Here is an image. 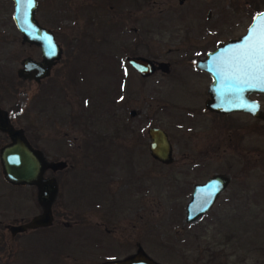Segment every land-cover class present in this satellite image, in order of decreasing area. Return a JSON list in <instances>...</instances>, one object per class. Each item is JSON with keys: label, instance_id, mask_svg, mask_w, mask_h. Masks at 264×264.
<instances>
[{"label": "rangeland", "instance_id": "rangeland-1", "mask_svg": "<svg viewBox=\"0 0 264 264\" xmlns=\"http://www.w3.org/2000/svg\"><path fill=\"white\" fill-rule=\"evenodd\" d=\"M256 9L264 0H37L36 19L63 48L37 85L16 71L24 57L40 60V49L21 42L13 2L0 0V107L48 161L67 163L46 172L58 183L52 224L13 237L7 226L41 209L36 188L10 187L0 166V264H100L138 246L161 264H264V120L248 126L230 114L247 126H214L190 67L243 35ZM127 55L170 70L142 79L129 68L118 101ZM151 126L166 131L173 163L149 155ZM216 173L227 185L187 222L193 184Z\"/></svg>", "mask_w": 264, "mask_h": 264}, {"label": "water", "instance_id": "water-1", "mask_svg": "<svg viewBox=\"0 0 264 264\" xmlns=\"http://www.w3.org/2000/svg\"><path fill=\"white\" fill-rule=\"evenodd\" d=\"M12 20L21 33V42L35 45L40 49L41 58L35 60L24 57L17 69V77L33 79L39 83L46 78L52 66L60 59L62 48L53 31L42 26L35 17L37 0H12ZM264 9L252 18L246 32L238 38L219 42L202 59L195 62V67L206 71L212 77L209 87L211 99L205 102L206 108L219 113L243 112L264 120L260 104L248 97V93L264 94V85L249 86L243 71L238 70L232 60L237 46H242L250 29L260 22ZM131 66L143 75L154 70L149 59L140 56L128 57ZM165 65L164 63H162ZM0 133H5L9 142L0 146V166L3 178L12 185H29L36 188V200L40 213L22 224L8 226L12 235L27 230L50 226L53 222L52 207L58 193L56 177L46 176V171L55 173L66 167L65 161H48L42 150L34 147L20 127H15L9 120L8 112L0 107ZM149 137L148 153L153 160L168 165L174 161L173 147L165 130L151 126L147 129ZM227 184V179L214 174L206 181L194 185L193 194L185 205V220L192 222L207 212L217 195ZM100 264H161L153 260L142 247L123 259H112Z\"/></svg>", "mask_w": 264, "mask_h": 264}, {"label": "flooded vegetation", "instance_id": "flooded-vegetation-1", "mask_svg": "<svg viewBox=\"0 0 264 264\" xmlns=\"http://www.w3.org/2000/svg\"><path fill=\"white\" fill-rule=\"evenodd\" d=\"M217 46V45H216ZM61 48H62V46H61ZM216 48V47H215ZM214 49V48H213ZM212 49V50H213ZM210 51V50H209ZM208 52V51H207ZM206 52V53H207ZM205 53V54H206ZM205 54H204V56H205ZM62 55H63V48H62V52H61V56H60V59L57 61V63L61 60V58H62ZM134 56H140V57H142L141 55H127V56H125V57H123V60H124V62L125 63H122V61H121V65L123 66V68H124V70H123V72L121 71V75H120V77L118 76V79H119V88H118V91L119 90H121V93H119L118 94V101H123V99H124V91H125V88H126V86H127V83H128V81H129V68L130 69H132V71H134V73L136 74V75H138L140 78H142V79H144L145 77H146V75H143L142 73H140L139 71H137L133 66H131V64L129 63V61L127 60L128 59V57H134ZM204 56H201V57H199V58H197V59H193V60H191V66L190 65H188V66H190L191 68H192V70H193V72L195 73V75H197L199 78H201V83H200V85H201V87H202V89L201 90H199V99L201 100V108H202V113H204L207 117H209L210 118V122H212L213 123V125L214 126H216V127H225V128H227L229 125L228 124H231V123H233V125L235 126V123H237L236 124V127H241L242 129H244V127L245 126H247V120H248V122H249V124H248V126L251 124L252 125V123H255L256 124V122H259L260 121V124H261V122H263V119L261 120L260 118H257V117H255V116H252V115H250V114H248V113H242V112H234V113H227V114H224V113H219V112H215V111H211V110H209L208 108H206V106H205V102L207 101V100H210L211 99V95H210V93H209V87H210V84L212 83V77L206 72V71H203V70H201V69H198V68H196L195 67V62L197 61V60H199V59H202ZM146 58V57H145ZM75 59H77V58H75ZM36 60V59H35ZM150 61L151 62H153V64H154V67H155V70L151 73V74H153L155 71H157V70H160V71H162V73H168L169 72V70H170V68H169V65H168V63H165V62H157V61H155V60H151L150 59ZM162 63H164L165 65H163ZM53 67V66H52ZM52 69V68H51ZM50 72H51V70H50ZM50 74V73H49ZM151 74H149V75H151ZM149 75H147V76H149ZM202 77L204 78V82H203V80H202ZM20 80L21 81H23V82H26V81H32L33 82V79H26V80H23V79H21L20 78ZM41 82V81H40ZM36 83V82H35ZM37 84V83H36ZM38 85V84H37ZM118 93V92H117ZM257 95H264V94H262V93H257V92H250V93H248V97L250 98V99H253V100H256L259 104H260V109L263 111V113H264V103H262V102H260L258 99H257ZM114 99V98H113ZM112 104H114L113 102H112ZM191 109H189V111H190ZM131 113H132V115L135 113L134 111H131ZM230 114H238V115H244L246 118H247V120L245 119V120H242L241 122L240 121H234V120H231V119H229V121H227L224 117L226 116V115H230ZM8 116H9V120H10V122H11V119H10V115H9V113H8ZM239 118H241V117H239ZM74 120H75V117L73 118ZM219 119V120H218ZM12 123V122H11ZM15 126V125H14ZM15 127H17V126H15ZM156 127V126H155ZM231 127V126H230ZM236 127H234L235 128V131H236ZM21 128V127H20ZM160 128V127H159ZM233 128V129H234ZM23 129V128H22ZM24 130V129H23ZM25 132V131H24ZM0 135H4L5 137H7V135L5 134V133H0ZM26 135V134H25ZM237 137L239 138V141L242 139V135H240V133L237 135ZM7 142H9V139H8V137H7ZM6 142V143H7ZM30 142V141H29ZM3 145V144H2ZM175 160V159H174ZM156 161V160H155ZM66 162V161H65ZM174 162V161H173ZM172 162V163H173ZM66 165H67V163H66ZM66 168V167H65ZM64 168V169H65ZM47 171H50V172H52L51 170H47ZM46 171V172H47ZM2 172V171H1ZM53 173V172H52ZM216 174H220V175H224V174H222V173H216ZM46 175V174H45ZM214 175V174H213ZM213 175H211V176H213ZM49 176H52V175H49ZM211 176H209V177H207L206 178V180L208 179V178H210ZM224 177V176H223ZM5 180V179H4ZM206 180H204V181H206ZM203 181V182H204ZM5 182L6 183H8L9 185H10V187L11 186H13L12 184H10L9 182H7L6 180H5ZM199 183H202V182H199ZM195 184H197V183H195ZM195 184H193V186H192V191H191V194H190V197H189V200H190V198H191V195L193 194V188H194V185ZM227 185V184H226ZM15 186H17V185H15ZM225 188V187H224ZM224 190V189H223ZM223 190H221L220 191V193L217 195V197L221 194V192L223 191ZM236 196V195H235ZM0 197H1V194H0ZM216 197V198H217ZM188 202V201H187ZM214 203V202H213ZM212 206V205H211ZM209 211V210H208ZM206 213V212H205ZM204 213V214H205ZM7 229H8V226H7ZM9 231V230H8ZM9 233H10V231H9ZM10 235L13 237V236H15V235H12L11 233H10Z\"/></svg>", "mask_w": 264, "mask_h": 264}, {"label": "snow or ice", "instance_id": "snow-or-ice-1", "mask_svg": "<svg viewBox=\"0 0 264 264\" xmlns=\"http://www.w3.org/2000/svg\"><path fill=\"white\" fill-rule=\"evenodd\" d=\"M244 38L242 46H237L232 60L238 70L243 71L249 86L264 85V14Z\"/></svg>", "mask_w": 264, "mask_h": 264}, {"label": "trees", "instance_id": "trees-1", "mask_svg": "<svg viewBox=\"0 0 264 264\" xmlns=\"http://www.w3.org/2000/svg\"><path fill=\"white\" fill-rule=\"evenodd\" d=\"M259 11H260V10L256 9V10L252 11L251 13H253V12H256V13H257V12H259ZM253 14H254V13H253ZM253 14H252V15H253ZM2 78L4 79V77H2ZM18 79H19V78H18ZM16 83H17V82H16ZM18 84H19V81H18Z\"/></svg>", "mask_w": 264, "mask_h": 264}]
</instances>
